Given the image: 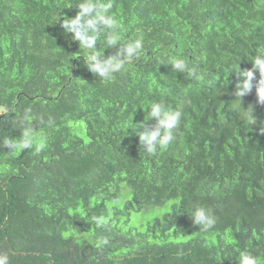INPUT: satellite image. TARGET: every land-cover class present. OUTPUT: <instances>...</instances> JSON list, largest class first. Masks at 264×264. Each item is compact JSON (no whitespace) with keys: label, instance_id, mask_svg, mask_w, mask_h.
I'll return each mask as SVG.
<instances>
[{"label":"trees","instance_id":"16d2710c","mask_svg":"<svg viewBox=\"0 0 264 264\" xmlns=\"http://www.w3.org/2000/svg\"><path fill=\"white\" fill-rule=\"evenodd\" d=\"M80 2L0 0V254L9 264H240L246 253L264 264L258 69L237 96L240 73L264 53V0H98L112 4L121 44L143 38L109 80L62 27ZM105 36L96 49L108 58L121 46ZM174 58L195 73L174 70ZM161 101L181 123L149 156L139 136ZM29 126L45 149L11 154L4 139ZM199 206L216 219L208 231L189 217Z\"/></svg>","mask_w":264,"mask_h":264},{"label":"clouds","instance_id":"9594fccd","mask_svg":"<svg viewBox=\"0 0 264 264\" xmlns=\"http://www.w3.org/2000/svg\"><path fill=\"white\" fill-rule=\"evenodd\" d=\"M77 7L79 8L78 14L73 19H64L62 27L66 33L72 34V39L79 42L80 47L88 51L89 54L86 60L87 69L104 80L112 79L115 73L124 68L127 60H131L133 56H139L141 54L143 38L141 37L123 44L120 43L123 40L122 26L112 15L108 14L112 8L110 2L99 3L98 0H82ZM98 9L102 11H98ZM97 23L103 25L102 31L96 30ZM105 32V45L109 48H114L117 45L121 46V50L116 55L108 58H105L96 49L100 35ZM170 63L176 71L184 72L187 70L192 74L195 73V69H188L184 59L174 58ZM253 65L254 67L251 71L240 73L242 76H246L247 79L243 83V91L238 90V97H242L251 91V81L254 79L257 69L260 71L261 76L264 77V53H260L254 57ZM197 78L199 79L200 77ZM239 88L240 86L238 85ZM257 95L260 101L264 103V78L261 79L257 87ZM3 111L4 109L0 108V112ZM181 116L182 113L180 110H172L163 101L153 104L150 107L146 120L154 119L156 123L146 126L145 130L139 136L140 146L147 155H155L158 149L166 148L174 140V133L180 126ZM32 118L31 109H26L22 123L25 121L30 122ZM245 118L251 125L256 123L252 112L245 111ZM3 144L4 147L12 150L11 154L18 153L22 149L30 148H34L35 152L39 153L45 149L46 139L35 133L29 126L25 129L23 136L19 140L5 138ZM189 217L192 223L198 225L203 231H208L216 223L212 210L203 206L196 207ZM103 222V218H101L99 223ZM107 243V240L101 242V244ZM99 246L100 244H98ZM0 264H9L8 254H0ZM240 264H260V262L258 258L242 253Z\"/></svg>","mask_w":264,"mask_h":264}]
</instances>
